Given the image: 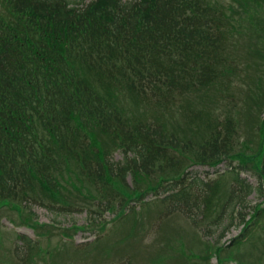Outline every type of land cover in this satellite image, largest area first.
<instances>
[{"label":"trees","instance_id":"trees-1","mask_svg":"<svg viewBox=\"0 0 264 264\" xmlns=\"http://www.w3.org/2000/svg\"><path fill=\"white\" fill-rule=\"evenodd\" d=\"M239 45L247 58L236 61ZM239 72L261 74L241 110L248 121L258 113L263 126L264 0H91L80 7L0 0V205L30 215L28 205L62 196L61 182L74 180L81 191L85 180L92 189L101 183L97 208L105 211L122 197L112 183L125 186L128 175L142 188L156 185L154 174L174 187L186 165L234 159L256 171L264 204V134L257 131L251 144L250 133L237 140L236 121L206 105L219 106ZM178 113L181 126L170 127ZM115 148L124 154L120 163L109 160ZM235 181L246 197L254 190ZM191 183L207 189L191 205L190 189L168 194L164 216L181 214L192 225L194 209L211 212V184ZM233 199L231 191L226 204ZM253 209L244 233L264 211ZM22 255L15 257L22 262Z\"/></svg>","mask_w":264,"mask_h":264},{"label":"rangeland","instance_id":"rangeland-1","mask_svg":"<svg viewBox=\"0 0 264 264\" xmlns=\"http://www.w3.org/2000/svg\"><path fill=\"white\" fill-rule=\"evenodd\" d=\"M70 1L80 7L91 0ZM239 46L233 54L236 61L247 58L245 49ZM256 75L258 77L261 74ZM246 77V74L239 72L235 88L221 96L217 106L219 109L215 103L206 105L211 104L209 109L215 108L214 113L220 118L227 116L236 121L237 140L244 139L250 133L251 144L254 139L256 141L257 137H261L257 131L264 134V125L260 126L261 122L256 121L258 113L253 112L255 108L252 110L255 121H248L245 111L241 110L251 104L246 97L247 87L258 82L257 77ZM121 102H125L124 99ZM203 107L204 104H201L197 110ZM179 115L175 114L173 120L169 119L170 127L181 126L182 118ZM261 118L264 120V111ZM111 154L109 160L113 163L123 160L121 150L115 148ZM234 160L231 164L225 161L214 169L200 166L186 169L187 179L199 178L203 184H211L213 192L209 206L211 212L204 211L203 205L198 211L194 209L195 224L192 225L181 214L164 216L168 204L156 197L162 188L156 174L152 176L156 185L144 189L143 183L135 184L130 175L125 178V186L114 181V190L122 197L118 200L117 196L118 202H113L107 212L97 208L98 204H104L99 203L100 200L104 201L98 190L101 183L98 182L92 189L85 180L86 186L81 191H75L77 187L73 183L61 182L66 187L60 190L62 196L58 198L59 194H55V201L44 200L45 206L28 205L30 215L23 207L18 210L10 204L0 205V264H264V212L250 240L230 245L247 229V223L255 212L253 208L262 201L257 191L260 180L255 170H242L243 173L239 174V178L254 189L249 196H244L243 188L235 181V174L241 169L237 165L238 160ZM257 161L260 162V159ZM259 162L256 163L260 167ZM184 182H187L186 178L180 186ZM126 187H135L136 190L131 192ZM187 189L192 193L189 201L191 205L196 195L201 196L207 188L192 187L191 183ZM103 190L115 194L109 185H105ZM231 191L234 199L231 204H226ZM142 195H145L144 200L140 198ZM237 195L244 198L237 200ZM62 208H70V211L66 212ZM18 235L33 240L29 242ZM206 242L218 249L205 252ZM20 251L25 255L22 262L15 257Z\"/></svg>","mask_w":264,"mask_h":264}]
</instances>
